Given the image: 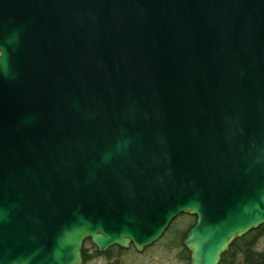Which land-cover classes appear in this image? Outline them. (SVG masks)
<instances>
[{
  "label": "water",
  "instance_id": "1",
  "mask_svg": "<svg viewBox=\"0 0 264 264\" xmlns=\"http://www.w3.org/2000/svg\"><path fill=\"white\" fill-rule=\"evenodd\" d=\"M180 213L191 264L264 223V0H0V264Z\"/></svg>",
  "mask_w": 264,
  "mask_h": 264
},
{
  "label": "flooded vegetation",
  "instance_id": "2",
  "mask_svg": "<svg viewBox=\"0 0 264 264\" xmlns=\"http://www.w3.org/2000/svg\"><path fill=\"white\" fill-rule=\"evenodd\" d=\"M195 223L196 216L180 213L170 221L158 239L141 248H137L133 243L129 242L126 247L112 245L105 251L100 252L95 245L91 244L95 248L96 255L109 257L110 251L115 250L117 258L120 261L123 260L124 264H144L143 260L147 258L153 259L152 264H191L192 251L184 244V239ZM255 230H262L263 233L259 235L260 237L264 236V223L255 228ZM237 239H234L227 249L220 254L216 264H264V251L256 250L255 248L253 251L249 244L236 246L235 241ZM14 246L16 249L14 248L11 251L12 260L16 259L19 253V249L16 245ZM164 256L167 257L166 263L163 260V258H166Z\"/></svg>",
  "mask_w": 264,
  "mask_h": 264
},
{
  "label": "rangeland",
  "instance_id": "3",
  "mask_svg": "<svg viewBox=\"0 0 264 264\" xmlns=\"http://www.w3.org/2000/svg\"><path fill=\"white\" fill-rule=\"evenodd\" d=\"M180 220V219H179ZM260 233H263L262 230H251L246 235L238 238L235 241V245H241V244H249L251 247V250L254 251V248L256 250L264 251V236L260 237ZM255 240V244H254ZM81 251L85 253L84 258H82V264H124V261L119 258H117V253L115 250L110 251V256L105 255H96L95 248L91 244L89 240H85L82 244ZM165 255V254H164ZM166 257V256H164ZM159 258V257H158ZM165 263L167 262V257L163 258ZM144 264H152L153 259L147 258L143 260Z\"/></svg>",
  "mask_w": 264,
  "mask_h": 264
},
{
  "label": "clouds",
  "instance_id": "4",
  "mask_svg": "<svg viewBox=\"0 0 264 264\" xmlns=\"http://www.w3.org/2000/svg\"><path fill=\"white\" fill-rule=\"evenodd\" d=\"M13 39H14V37L13 38H10L9 39V43H12Z\"/></svg>",
  "mask_w": 264,
  "mask_h": 264
},
{
  "label": "trees",
  "instance_id": "5",
  "mask_svg": "<svg viewBox=\"0 0 264 264\" xmlns=\"http://www.w3.org/2000/svg\"><path fill=\"white\" fill-rule=\"evenodd\" d=\"M81 255H82V258H84V256H85V253H83V251H81Z\"/></svg>",
  "mask_w": 264,
  "mask_h": 264
}]
</instances>
